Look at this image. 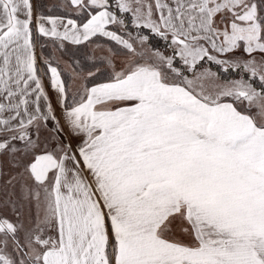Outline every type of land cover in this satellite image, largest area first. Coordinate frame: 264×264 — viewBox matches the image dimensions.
<instances>
[{
	"label": "snow or ice",
	"instance_id": "snow-or-ice-1",
	"mask_svg": "<svg viewBox=\"0 0 264 264\" xmlns=\"http://www.w3.org/2000/svg\"><path fill=\"white\" fill-rule=\"evenodd\" d=\"M0 264H264V0H0Z\"/></svg>",
	"mask_w": 264,
	"mask_h": 264
}]
</instances>
